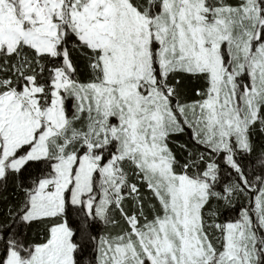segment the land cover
<instances>
[{
  "label": "snow or ice",
  "instance_id": "snow-or-ice-1",
  "mask_svg": "<svg viewBox=\"0 0 264 264\" xmlns=\"http://www.w3.org/2000/svg\"><path fill=\"white\" fill-rule=\"evenodd\" d=\"M0 264H264V0H0Z\"/></svg>",
  "mask_w": 264,
  "mask_h": 264
}]
</instances>
